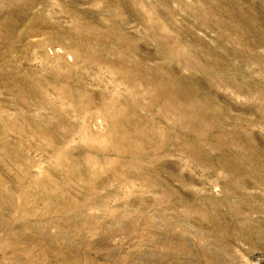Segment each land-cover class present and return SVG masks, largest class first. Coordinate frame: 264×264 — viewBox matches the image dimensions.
<instances>
[{"label":"rangeland","instance_id":"374dc122","mask_svg":"<svg viewBox=\"0 0 264 264\" xmlns=\"http://www.w3.org/2000/svg\"><path fill=\"white\" fill-rule=\"evenodd\" d=\"M0 264H264V0H0Z\"/></svg>","mask_w":264,"mask_h":264},{"label":"bare ground","instance_id":"6f19581e","mask_svg":"<svg viewBox=\"0 0 264 264\" xmlns=\"http://www.w3.org/2000/svg\"><path fill=\"white\" fill-rule=\"evenodd\" d=\"M247 19V18H246ZM255 19V18H254ZM241 20V19H240ZM248 20V19H247ZM244 21V20H243ZM249 21V20H248ZM254 21H256V19L254 20ZM245 23V22H244ZM248 23V22H247ZM247 23H245L244 25H247L248 26V24ZM250 23V22H249ZM253 23V22H252ZM243 26V25H242ZM250 26V25H249ZM252 26V25H251ZM209 107H205L204 109H208ZM200 109V108H199ZM198 111V110H197ZM206 138V137H205ZM205 143V142H204Z\"/></svg>","mask_w":264,"mask_h":264}]
</instances>
